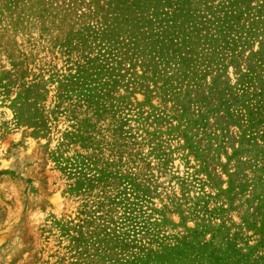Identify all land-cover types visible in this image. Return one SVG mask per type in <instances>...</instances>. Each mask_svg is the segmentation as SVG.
Masks as SVG:
<instances>
[{"label": "rangeland", "instance_id": "374dc122", "mask_svg": "<svg viewBox=\"0 0 264 264\" xmlns=\"http://www.w3.org/2000/svg\"><path fill=\"white\" fill-rule=\"evenodd\" d=\"M0 264H264V0H0Z\"/></svg>", "mask_w": 264, "mask_h": 264}]
</instances>
